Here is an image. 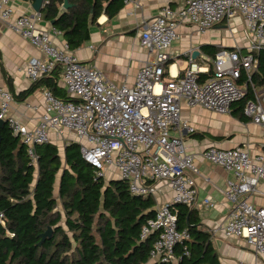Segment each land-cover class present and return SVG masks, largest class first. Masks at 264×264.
<instances>
[{"label":"built area","instance_id":"obj_1","mask_svg":"<svg viewBox=\"0 0 264 264\" xmlns=\"http://www.w3.org/2000/svg\"><path fill=\"white\" fill-rule=\"evenodd\" d=\"M237 16L245 22L250 38L247 53L228 52L216 64L215 73L203 81L200 75L208 70L191 57L182 76L170 74L169 50L178 38L179 26L192 25L204 33ZM0 21L39 53L26 65V79L34 85L58 71L68 95V100H62L44 89V112L30 130L10 115L14 97L0 88V121L27 147L29 156L36 146L49 143L50 135L61 137L71 132L82 158L95 168L99 178L104 179L106 170L111 169L131 195L141 197H154L157 184L167 185L171 201L155 210L142 227L140 238L154 236L150 260L157 263L177 264L178 247L188 257L183 244L189 235L178 231L170 207L197 210L211 209L213 204L209 199H198L194 178L198 171L182 139L183 133L193 134L194 129L180 120L181 108L199 107L224 116L244 98L246 88L237 83L242 73L250 77L255 69L252 53L264 48V0H182L177 9L161 8L140 34L139 46L148 52L149 59L137 72L132 87L109 82L100 71L83 66L66 43L56 45L54 37L60 32L39 29L40 13L16 15L10 0H0ZM243 114L254 125L264 127V93H255ZM201 156L232 176L223 193L230 207L223 235L244 241L255 257L264 258V209L248 202L264 181V153L251 158L238 147L222 150L211 145Z\"/></svg>","mask_w":264,"mask_h":264},{"label":"trees","instance_id":"obj_2","mask_svg":"<svg viewBox=\"0 0 264 264\" xmlns=\"http://www.w3.org/2000/svg\"><path fill=\"white\" fill-rule=\"evenodd\" d=\"M67 1L70 8L62 12L64 0H44L40 13L44 21H54L53 28L73 52L88 41L98 7L106 5L111 19L124 0ZM252 55L254 71L249 78L242 73L237 83L246 88L245 96L233 105L241 120L254 94L264 93V48ZM208 56H215L214 49ZM58 77L54 73L42 79L24 95L44 85L56 98L68 100L57 86ZM155 206L153 197L131 195L123 181L105 183L82 158L77 143L66 145L62 157L50 143L36 146L29 156L7 124L0 126V264H149L154 236H140ZM170 210L178 231L189 235L183 244L189 256L178 247L177 264H220L197 210L180 205ZM48 228L52 234L41 243Z\"/></svg>","mask_w":264,"mask_h":264},{"label":"crops","instance_id":"obj_3","mask_svg":"<svg viewBox=\"0 0 264 264\" xmlns=\"http://www.w3.org/2000/svg\"><path fill=\"white\" fill-rule=\"evenodd\" d=\"M10 4L16 15L35 13L32 4L23 0H10ZM181 4L182 0H128L126 3L124 0L123 7L111 19L105 15L106 5H100L95 15L96 22L89 27L88 41L72 53L83 66L100 71L109 82L132 87L137 72L149 59L148 52L139 46L142 30L161 8L168 6L177 9ZM61 11L66 10L61 7ZM51 23L54 24V21L46 22L41 15L38 28L48 31L53 28ZM176 32L178 38L169 50L168 71L172 76H182L191 57L202 69L208 70V73L211 71L209 75L201 74V81L215 73L225 54L234 50L245 54L250 44L246 24L240 16L217 24L204 33H199L192 25H181ZM54 43L58 46L66 43L61 33L54 37ZM213 49L215 56H208ZM36 57H39L38 51L0 21V88L15 96L9 113L30 130L37 125L45 106L42 95L46 89L44 85L24 95L32 86L26 79L24 69ZM56 73L59 75L58 71ZM167 79L166 75L164 80ZM57 86L68 98L59 77ZM238 108L233 106L230 114L222 116L199 107L193 109L182 106L180 120L194 129L192 135L183 133L182 139L198 171L194 176L198 199H209L213 204V208L201 207L197 212L200 225L211 236L212 247L220 264H264V258L255 257L244 241L223 235L230 211L223 193L226 181L232 176L201 156L211 145L222 150L238 147L251 158L264 153V127L254 125L245 116L241 120L243 115ZM71 142L77 143L71 132H64L61 137L50 135L49 143L57 148L59 145L64 148ZM105 178H108V182L119 180L111 169L106 170ZM156 189L157 193L153 197L155 210L172 199V192L167 185L159 183ZM248 202L255 208L264 209V181L259 182L256 191L248 197ZM154 263L152 260L149 262Z\"/></svg>","mask_w":264,"mask_h":264},{"label":"water","instance_id":"obj_4","mask_svg":"<svg viewBox=\"0 0 264 264\" xmlns=\"http://www.w3.org/2000/svg\"><path fill=\"white\" fill-rule=\"evenodd\" d=\"M43 1L44 0H35L34 4L32 5V9L35 13H40L41 11V8H42V4H43ZM70 8V5L68 4V1L67 0H64V3L62 5V9L63 10H67ZM51 25H53V23H51ZM197 54V53H196ZM5 123L4 122H1L0 121V126L4 125ZM178 206V205H175V207ZM52 234V229L51 228H48V230L41 235V243L48 237H50ZM40 243V244H41ZM39 244V245H40Z\"/></svg>","mask_w":264,"mask_h":264},{"label":"rangeland","instance_id":"obj_5","mask_svg":"<svg viewBox=\"0 0 264 264\" xmlns=\"http://www.w3.org/2000/svg\"><path fill=\"white\" fill-rule=\"evenodd\" d=\"M194 109V108H193ZM58 150H59V153H60V155H61V157L63 156V150H64V148H63V146L62 145H59L58 146ZM108 175H110V174H108ZM108 175H107V177H108ZM104 181L107 183L108 182V178H105V176H104ZM56 184H58V181L56 182ZM56 187H57V185H56ZM57 192V191H56ZM58 209L60 210V207H58ZM63 222V221H62Z\"/></svg>","mask_w":264,"mask_h":264}]
</instances>
